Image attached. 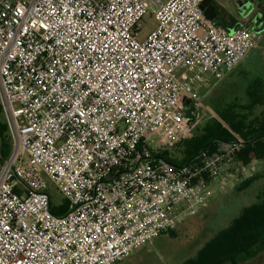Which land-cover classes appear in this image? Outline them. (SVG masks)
I'll return each instance as SVG.
<instances>
[{
    "label": "built area",
    "instance_id": "1",
    "mask_svg": "<svg viewBox=\"0 0 264 264\" xmlns=\"http://www.w3.org/2000/svg\"><path fill=\"white\" fill-rule=\"evenodd\" d=\"M203 1L0 0V264H117L208 207L243 143L172 160L200 127L196 87L257 39Z\"/></svg>",
    "mask_w": 264,
    "mask_h": 264
},
{
    "label": "rangeland",
    "instance_id": "2",
    "mask_svg": "<svg viewBox=\"0 0 264 264\" xmlns=\"http://www.w3.org/2000/svg\"><path fill=\"white\" fill-rule=\"evenodd\" d=\"M253 1L219 0L218 10L224 14L226 23H229V20L233 19L231 17L254 12ZM260 10L264 11V8ZM155 25L153 16L146 15L137 36L138 40L144 41ZM252 36L257 39V44L232 74L221 81L211 80L204 86L196 87L204 114L200 127L191 139L200 135L209 123H214L212 120H221V113L227 112L229 105L235 114L245 115L240 106L250 102L247 95L248 88L251 89L250 84L259 83L260 93L264 97V30L256 35L252 33ZM263 112L264 103L255 106L251 110L250 119L260 116ZM227 117L231 118L232 112ZM0 119L3 121L2 114ZM179 150L182 149L179 148L176 153L178 158H181ZM212 188L213 198L208 207L200 211L206 213L193 217L195 222L191 221L185 230L178 232L177 228L160 235L154 242L144 244L130 257L117 264H185L195 259L198 252L220 231L227 228L241 212L264 203V160H253L244 165L236 158L225 180L213 184ZM50 190L53 198L59 199L56 188L51 186ZM261 252L264 254V246L256 257ZM256 257L244 261L245 264H254ZM257 263L264 264V259Z\"/></svg>",
    "mask_w": 264,
    "mask_h": 264
},
{
    "label": "trees",
    "instance_id": "3",
    "mask_svg": "<svg viewBox=\"0 0 264 264\" xmlns=\"http://www.w3.org/2000/svg\"><path fill=\"white\" fill-rule=\"evenodd\" d=\"M234 25V24H232ZM247 95L250 102L240 106L245 115L235 114L229 105L227 112L221 113V120H212L204 131L190 140L183 141L179 148L181 158H175V165L187 164L195 159L201 152L213 150L218 141L232 142L240 140L242 149L237 158L247 165L253 160H264V112L250 119L252 108L264 103L260 93V84H250ZM232 112V117L228 118ZM247 112V113H246ZM1 114V110H0ZM219 116V117H220ZM0 139L3 142V158L8 155L9 145L6 136V126L0 119ZM53 213L63 216L68 212L67 203L57 205L53 202ZM264 246V203L251 206L241 212L230 225L220 231L197 254L195 259L185 264H241L256 257Z\"/></svg>",
    "mask_w": 264,
    "mask_h": 264
},
{
    "label": "water",
    "instance_id": "4",
    "mask_svg": "<svg viewBox=\"0 0 264 264\" xmlns=\"http://www.w3.org/2000/svg\"><path fill=\"white\" fill-rule=\"evenodd\" d=\"M201 9L203 10L205 16L207 17L208 20L210 21H214L218 26L225 28L230 34L236 32L238 29L247 26V24H245V22H239L238 24H236L233 27H227L225 26V24L223 22H221L220 20H218L217 18V13H216V9L214 4L212 3V0H204L202 5H201ZM254 12H252L249 15H241V17L244 20H249L253 17ZM252 20L253 23V27L251 28V32L253 34H259L264 30V21L260 24H258L259 21V17H255ZM187 104L190 105L191 101L187 100ZM185 118L190 121L194 118L193 113L191 111L190 108H187L185 111Z\"/></svg>",
    "mask_w": 264,
    "mask_h": 264
},
{
    "label": "crops",
    "instance_id": "5",
    "mask_svg": "<svg viewBox=\"0 0 264 264\" xmlns=\"http://www.w3.org/2000/svg\"><path fill=\"white\" fill-rule=\"evenodd\" d=\"M218 1L219 0H217V3H218ZM218 9H219V3H218V7H217ZM219 16H220V21L221 22H223L224 24H225V26H227V27H233V26H235L236 24H238L239 22H245L246 20H244L239 14L237 15V16H235V17H231V18H233V19H230L229 20V23H226V21H225V16H224V14L222 13V12H220L219 11ZM232 24H234V25H232ZM233 73V72H232ZM229 76V75H228ZM202 213H206V212H199L195 217H197L198 215H200V214H202ZM194 217V218H195ZM195 222V219H193V217L192 218H189V219H187V220H185L179 227H178V232L180 231V230H185L186 229V227L187 226H189L190 225V223H192V222ZM154 242V241H153ZM260 259H261V261L264 259V254L261 252L257 257H256V260H254V264H258L257 262H259L260 261ZM256 261V262H255ZM243 264H245V262L243 263Z\"/></svg>",
    "mask_w": 264,
    "mask_h": 264
},
{
    "label": "flooded vegetation",
    "instance_id": "6",
    "mask_svg": "<svg viewBox=\"0 0 264 264\" xmlns=\"http://www.w3.org/2000/svg\"><path fill=\"white\" fill-rule=\"evenodd\" d=\"M212 3L214 4L215 6V9H216V13H217V18L218 20H220V16H219V10H218V3H217V0H212ZM253 9H254V14H253V18L255 17H259V21H258V24L262 23L264 21V11H261L260 8H264V0H254L253 1ZM249 19V20H246L245 21V24H247V26L250 28L253 27V23H252V20Z\"/></svg>",
    "mask_w": 264,
    "mask_h": 264
}]
</instances>
